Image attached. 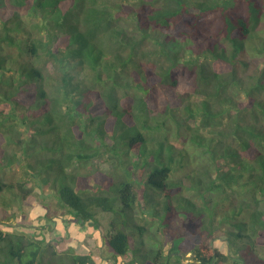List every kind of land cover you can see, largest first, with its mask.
<instances>
[{
	"label": "trees",
	"instance_id": "1",
	"mask_svg": "<svg viewBox=\"0 0 264 264\" xmlns=\"http://www.w3.org/2000/svg\"><path fill=\"white\" fill-rule=\"evenodd\" d=\"M263 24L264 0H0V195L17 163L52 224L112 212L105 264H264ZM45 235L0 228V264H102Z\"/></svg>",
	"mask_w": 264,
	"mask_h": 264
},
{
	"label": "rangeland",
	"instance_id": "2",
	"mask_svg": "<svg viewBox=\"0 0 264 264\" xmlns=\"http://www.w3.org/2000/svg\"><path fill=\"white\" fill-rule=\"evenodd\" d=\"M124 3L125 9L127 11H131V8L128 5H132V3L128 1H124ZM24 12L25 10H23V13ZM262 28L264 29V24L262 25ZM179 40L185 43L183 47H186L188 45L185 38H180ZM245 58H247L249 61H254L255 68H260L264 65V55H261L254 50L249 51ZM250 70H252V68H250ZM191 80L194 81V76ZM93 167L95 169H100L108 173L115 171L114 164L103 159H97ZM80 171H82L83 174L86 175H89L90 173L86 168H81ZM4 173V181L13 183L16 186L15 188H13V191L6 190L5 192L3 191L0 195V207L3 204H6L5 201H9L13 205V207L9 208V217L0 218V228L14 235L16 233H25L28 237H31L32 235L34 236L32 237V239L38 237L39 234L44 232L46 234L45 238L49 240V243H51V245L48 246L51 251L56 250L58 253H61V251L67 249V247L73 246L77 252H86L91 250L94 256L100 261V263H106V260H104V258L108 257L109 254L104 248L102 242H100V238L101 236L108 237L113 232L111 226V220L113 217L112 212L104 211L99 207L95 208L96 218L100 223L99 230L94 229L93 226L88 224L85 225L84 229L79 225L78 227L74 228V221L69 218H64L59 225H56V223L52 224L54 221H50L52 224L50 226L48 225L50 224V222L48 221V219H46V215H53L50 219L58 222L59 219L57 217L61 218V214H63L64 210L56 204V200L51 194V188L49 187V185H45L44 190H42L43 187L41 186H33L34 191L27 197L26 200L20 202L15 199L12 192H22V189L20 188V186H18V183L23 184V187H25L24 189H28L32 186L33 181H31L30 176H27L25 174L24 168L17 163L13 165L12 168H7ZM86 181H88V183H94L95 177L88 176ZM185 193L186 195H189V192L185 191ZM139 221L141 223H144V220L142 219H139ZM157 221L159 222V220ZM7 225H12L13 228L5 229V226ZM170 225H172V228H177L176 234L172 235L175 237V242L180 244L182 242L183 236L178 232V230H182L180 220L177 221L172 217ZM47 227H49L48 229L51 231V233L46 232V230H48ZM157 227L158 225L156 224L152 226L153 232L157 233V235L159 236L158 239H162V241L167 242L165 235H162L159 230H157ZM70 228H72L73 230H70ZM145 237H148V233H146ZM48 255L51 257L56 256L53 255L52 252L48 251L46 254V260L48 259ZM108 264H110V262ZM123 264L126 263L124 262Z\"/></svg>",
	"mask_w": 264,
	"mask_h": 264
}]
</instances>
